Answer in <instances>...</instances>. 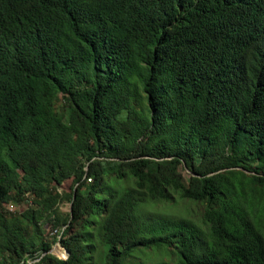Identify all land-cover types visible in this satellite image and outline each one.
<instances>
[{
  "label": "trees",
  "instance_id": "trees-1",
  "mask_svg": "<svg viewBox=\"0 0 264 264\" xmlns=\"http://www.w3.org/2000/svg\"><path fill=\"white\" fill-rule=\"evenodd\" d=\"M29 262L264 264V0H0V264Z\"/></svg>",
  "mask_w": 264,
  "mask_h": 264
},
{
  "label": "rangeland",
  "instance_id": "rangeland-1",
  "mask_svg": "<svg viewBox=\"0 0 264 264\" xmlns=\"http://www.w3.org/2000/svg\"><path fill=\"white\" fill-rule=\"evenodd\" d=\"M186 171H183L182 172V175H184V176H186ZM70 185H71V182H70V180H68V181H66V182H64V184H63V186H62V188H63V190L64 191H68L69 190V187H70ZM14 204H12V203H8L7 204V207H8V209L9 210H15V211H21L25 206L24 205H20V206H16V205H14ZM186 207H188V208H191V209H193L194 211H196L197 212V207L195 206V205H191V204H189V203H186V202H180V203H178L176 206H174V208H173V212H176V214H178V213H183L184 212V210L186 209ZM59 208H60V210L62 211V212H67L68 210H69V204L68 203H63V204H61L60 206H59ZM155 211H156V213H169L170 212V208H167L166 210H163V207H160V206H158L156 209H155ZM56 245V247H57V250L55 251V254H56V256L57 257H59V258H64L65 257V254H64V251H63V249L60 247V245L59 244H55ZM54 245V246H55ZM54 246H53V248H54ZM29 264H32V262H29Z\"/></svg>",
  "mask_w": 264,
  "mask_h": 264
},
{
  "label": "water",
  "instance_id": "water-1",
  "mask_svg": "<svg viewBox=\"0 0 264 264\" xmlns=\"http://www.w3.org/2000/svg\"><path fill=\"white\" fill-rule=\"evenodd\" d=\"M56 250H57V247H56V245H55L54 248H52L50 252H51L52 254L56 255V254H55V251H56ZM63 251H64V254H65V257H64V258H66V257L68 256V252L65 251L64 249H63Z\"/></svg>",
  "mask_w": 264,
  "mask_h": 264
}]
</instances>
